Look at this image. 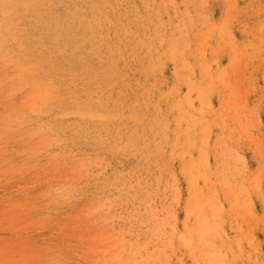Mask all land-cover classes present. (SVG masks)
Wrapping results in <instances>:
<instances>
[{"label":"rangeland","instance_id":"obj_1","mask_svg":"<svg viewBox=\"0 0 264 264\" xmlns=\"http://www.w3.org/2000/svg\"><path fill=\"white\" fill-rule=\"evenodd\" d=\"M0 264H264V0H0Z\"/></svg>","mask_w":264,"mask_h":264}]
</instances>
